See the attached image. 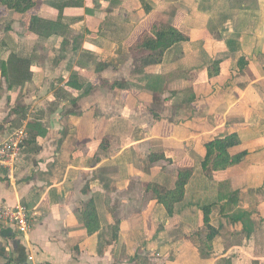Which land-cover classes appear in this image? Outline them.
I'll list each match as a JSON object with an SVG mask.
<instances>
[{
	"label": "crops",
	"instance_id": "1",
	"mask_svg": "<svg viewBox=\"0 0 264 264\" xmlns=\"http://www.w3.org/2000/svg\"><path fill=\"white\" fill-rule=\"evenodd\" d=\"M209 1L2 7L0 125L48 134L0 166V204L32 217L27 235L0 224V264H264V8L247 27L234 9L220 22ZM156 23L189 40L144 65L132 47ZM232 135L230 154L246 157L209 176L207 145ZM188 170L183 199L166 206L158 193Z\"/></svg>",
	"mask_w": 264,
	"mask_h": 264
},
{
	"label": "trees",
	"instance_id": "2",
	"mask_svg": "<svg viewBox=\"0 0 264 264\" xmlns=\"http://www.w3.org/2000/svg\"><path fill=\"white\" fill-rule=\"evenodd\" d=\"M245 0H240L239 3L242 4ZM5 6L8 9L20 14H27L34 6V0H0V15L2 14V7ZM251 7H240L241 10L250 9ZM189 39L179 30L174 27L162 23H156L152 31L144 33L139 41L132 47L134 51H143L144 56H142V64L144 65H158L162 63L165 53L172 48L174 45L187 42ZM21 71L15 69L13 71V78H19L16 74ZM6 74V73H5ZM7 76V75H6ZM29 136H47L48 130L42 128L41 125L34 123L27 126ZM35 139V137H34ZM30 138L27 140L29 142ZM240 143L239 137L232 135L226 138L218 139L207 145V155L206 159L202 164V169L209 176L214 172L224 171L235 165H239L247 153H240L238 155H231L229 150ZM193 175V171L188 170L185 172H180L177 182V188L174 191L166 192L162 194L159 192L158 195L161 201L166 204L172 205L178 201H181L185 194V188ZM169 207V205H168ZM205 222H209V215L211 213V208H206L205 210ZM85 225L90 233L97 231L98 227H94L96 218V210L93 205H90L87 213L84 214ZM90 219V220H89ZM208 229L210 227L208 226ZM7 264H12L8 262Z\"/></svg>",
	"mask_w": 264,
	"mask_h": 264
},
{
	"label": "built area",
	"instance_id": "3",
	"mask_svg": "<svg viewBox=\"0 0 264 264\" xmlns=\"http://www.w3.org/2000/svg\"><path fill=\"white\" fill-rule=\"evenodd\" d=\"M29 138L27 128L22 127L0 140V166L13 170L25 150ZM31 219L28 210L23 206L12 207L7 204H0V224L14 227L23 235H27L32 229ZM23 264L51 263L37 261L33 256H29Z\"/></svg>",
	"mask_w": 264,
	"mask_h": 264
},
{
	"label": "rangeland",
	"instance_id": "4",
	"mask_svg": "<svg viewBox=\"0 0 264 264\" xmlns=\"http://www.w3.org/2000/svg\"><path fill=\"white\" fill-rule=\"evenodd\" d=\"M211 1L212 0H210L209 2ZM215 1L218 3L214 5V10L211 11L213 17L216 16V18L220 20V22H222L223 20L228 21L227 19L224 18H227L229 16L230 11L234 9L237 12L238 23L242 22L244 23V26L247 25V27H252L255 25L256 22L259 21V18L261 16L260 13L261 7L264 8V0H245L242 4H236V2L239 3L240 0H215ZM248 6H250L251 8L248 9V11L246 10V12L240 9V7H248ZM22 125L23 124L19 121L17 122V120L11 121V124H9L6 127L1 124L0 136H7L9 133H13L14 130L22 127Z\"/></svg>",
	"mask_w": 264,
	"mask_h": 264
}]
</instances>
